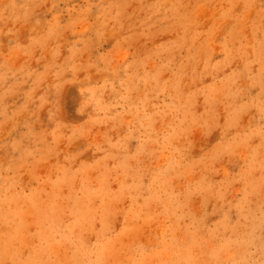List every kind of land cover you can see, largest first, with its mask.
Masks as SVG:
<instances>
[{"label":"rangeland","instance_id":"rangeland-1","mask_svg":"<svg viewBox=\"0 0 264 264\" xmlns=\"http://www.w3.org/2000/svg\"><path fill=\"white\" fill-rule=\"evenodd\" d=\"M0 264H264V0H0Z\"/></svg>","mask_w":264,"mask_h":264}]
</instances>
